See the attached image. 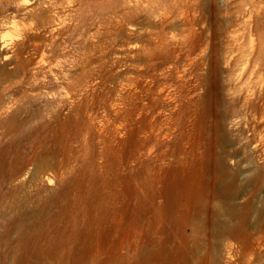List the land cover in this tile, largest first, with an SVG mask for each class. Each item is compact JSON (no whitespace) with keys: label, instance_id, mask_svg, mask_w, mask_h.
Returning <instances> with one entry per match:
<instances>
[{"label":"rangeland","instance_id":"374dc122","mask_svg":"<svg viewBox=\"0 0 264 264\" xmlns=\"http://www.w3.org/2000/svg\"><path fill=\"white\" fill-rule=\"evenodd\" d=\"M177 167L189 264H264V0H0V264ZM112 227L81 264L130 253Z\"/></svg>","mask_w":264,"mask_h":264},{"label":"bare ground","instance_id":"6f19581e","mask_svg":"<svg viewBox=\"0 0 264 264\" xmlns=\"http://www.w3.org/2000/svg\"><path fill=\"white\" fill-rule=\"evenodd\" d=\"M218 179L217 176L213 178L215 190ZM194 182L192 174L187 173L183 167L172 168L168 177L159 181L156 177L143 179L140 183L136 181L135 184H131L129 194L118 192L114 197L115 200L123 202L130 201L125 196L137 201L132 214L128 215L129 204L125 205L124 211V208L115 211V218V214L119 213L126 216V220L108 226L109 221L106 218L105 221L92 219L81 225L79 219L75 218L72 225H68V221L61 217L53 218L52 225L62 222H66L67 225L57 233L39 231L26 235L22 232L21 244L15 251L23 252L24 264H81L84 258L81 243H88L90 240V249L95 247L94 242L96 247H104L110 231L113 230L112 226H115L117 234L123 238L117 243V249L123 248L127 240L131 251L126 255L116 253L109 256L102 264H189L192 250L189 247L190 235L187 233V227L190 225L191 217L189 206L185 207L183 203L191 197L195 199L199 196ZM158 183L166 184V188H159ZM82 192L83 189L80 188L78 193ZM68 196L69 194L63 198ZM159 197H164L165 200L159 203L157 201ZM79 201L80 205L83 201L85 204L88 203L87 194L83 193ZM63 203L65 204L64 201ZM209 221L208 223L212 222ZM78 228L81 230L78 231ZM151 246L154 247L153 250ZM134 251L137 252V256Z\"/></svg>","mask_w":264,"mask_h":264}]
</instances>
